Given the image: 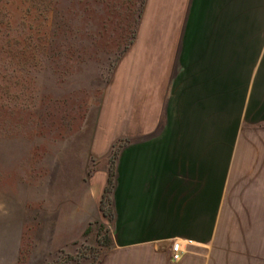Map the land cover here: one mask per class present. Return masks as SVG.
Masks as SVG:
<instances>
[{
	"label": "rangeland",
	"instance_id": "1",
	"mask_svg": "<svg viewBox=\"0 0 264 264\" xmlns=\"http://www.w3.org/2000/svg\"><path fill=\"white\" fill-rule=\"evenodd\" d=\"M261 37L252 7L238 12L237 0H0V129L29 155L31 203L15 264H148L116 247L104 207L113 206L125 146L168 128L171 84L191 78L188 65L207 64L192 79L222 87L228 103L206 107L207 144L224 142L221 121L241 119L246 148L234 159L256 160L250 173L233 171L230 192L257 191L264 118L253 115L252 53L256 43L264 50Z\"/></svg>",
	"mask_w": 264,
	"mask_h": 264
},
{
	"label": "crops",
	"instance_id": "2",
	"mask_svg": "<svg viewBox=\"0 0 264 264\" xmlns=\"http://www.w3.org/2000/svg\"><path fill=\"white\" fill-rule=\"evenodd\" d=\"M245 6L252 7L254 32L264 39V0H237L238 12ZM260 46L256 43L252 53V107L254 118L261 120L264 50ZM194 67L188 65L185 70L184 76L191 78L171 84L174 95H169L164 111L170 123L162 135L145 141L149 132H141L140 142L123 149L109 209L114 243L140 252L148 264L195 260L202 264L207 249L208 264H264V192L260 190L261 184L264 190V174L257 191L237 192L236 196L230 192L236 178L233 171L241 167L250 173L256 160L246 161L241 153L234 159L239 147V152L246 148L237 143L242 130L240 117L236 124L220 122L223 143L207 144L208 132L203 125L208 120L204 115L208 104H219L222 112L228 103L223 100L222 87L212 92L206 77L198 82L192 79L196 72H206L208 65ZM225 93L228 97L227 88ZM185 124L188 129H184ZM163 130L159 128L156 134ZM5 135L0 129V264H15L25 210L31 203L29 174L22 169L26 161L29 165V155L23 159L21 143L6 140ZM175 240L182 245L179 261L171 258Z\"/></svg>",
	"mask_w": 264,
	"mask_h": 264
},
{
	"label": "built area",
	"instance_id": "3",
	"mask_svg": "<svg viewBox=\"0 0 264 264\" xmlns=\"http://www.w3.org/2000/svg\"><path fill=\"white\" fill-rule=\"evenodd\" d=\"M180 241H173L171 258L173 261H179L182 258V247Z\"/></svg>",
	"mask_w": 264,
	"mask_h": 264
},
{
	"label": "trees",
	"instance_id": "4",
	"mask_svg": "<svg viewBox=\"0 0 264 264\" xmlns=\"http://www.w3.org/2000/svg\"><path fill=\"white\" fill-rule=\"evenodd\" d=\"M111 182V176H110V178H108V184ZM108 192V190H107V188H106V190H105V192H104V194H103V196H104V199L105 198H107V193ZM103 208V207H102ZM104 214L106 215V216H110V214H109V210L107 211V210H105V207H104Z\"/></svg>",
	"mask_w": 264,
	"mask_h": 264
}]
</instances>
